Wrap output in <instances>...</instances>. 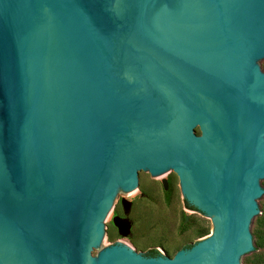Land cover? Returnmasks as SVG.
<instances>
[{
    "label": "water",
    "instance_id": "95a60500",
    "mask_svg": "<svg viewBox=\"0 0 264 264\" xmlns=\"http://www.w3.org/2000/svg\"><path fill=\"white\" fill-rule=\"evenodd\" d=\"M264 0H0V264H242L264 193ZM175 172L212 232L105 247L117 190Z\"/></svg>",
    "mask_w": 264,
    "mask_h": 264
},
{
    "label": "rangeland",
    "instance_id": "374dc122",
    "mask_svg": "<svg viewBox=\"0 0 264 264\" xmlns=\"http://www.w3.org/2000/svg\"><path fill=\"white\" fill-rule=\"evenodd\" d=\"M257 63L262 69L264 59ZM263 195L256 200L258 209ZM185 200L174 171L156 176L144 171L137 189L117 190L106 217L104 239L95 248V256L105 247L120 246L142 257H149L146 252L156 248L158 257L171 258L179 250L189 248L212 232L213 219L202 210L186 207ZM256 220L250 224L251 232ZM200 231L206 234L200 236Z\"/></svg>",
    "mask_w": 264,
    "mask_h": 264
},
{
    "label": "trees",
    "instance_id": "16d2710c",
    "mask_svg": "<svg viewBox=\"0 0 264 264\" xmlns=\"http://www.w3.org/2000/svg\"><path fill=\"white\" fill-rule=\"evenodd\" d=\"M262 70L264 71V65ZM264 188V183L262 184ZM186 207L196 210V207L190 204L188 201H184ZM260 214L257 216L256 227L251 232L253 239V250L243 255V264H264V195L262 197V203L259 208ZM200 236L206 234L205 231H200ZM189 245L188 247H190ZM159 255V251L156 248H150L146 252V256L155 257Z\"/></svg>",
    "mask_w": 264,
    "mask_h": 264
},
{
    "label": "bare ground",
    "instance_id": "6f19581e",
    "mask_svg": "<svg viewBox=\"0 0 264 264\" xmlns=\"http://www.w3.org/2000/svg\"><path fill=\"white\" fill-rule=\"evenodd\" d=\"M132 189H133V188H132ZM132 189H131V190H132Z\"/></svg>",
    "mask_w": 264,
    "mask_h": 264
}]
</instances>
